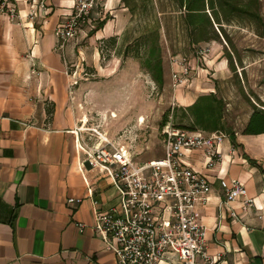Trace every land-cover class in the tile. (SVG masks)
Listing matches in <instances>:
<instances>
[{
  "label": "crops",
  "instance_id": "1",
  "mask_svg": "<svg viewBox=\"0 0 264 264\" xmlns=\"http://www.w3.org/2000/svg\"><path fill=\"white\" fill-rule=\"evenodd\" d=\"M18 3L23 5L19 0L0 3V264H116L115 254L90 227L93 200L108 209L118 191L105 173L83 164L79 147L84 129L75 110L77 85L72 86L68 73L75 71L81 31L63 49L55 34L72 14L75 0H44L46 11L38 6L35 16L25 11L15 21L9 7ZM121 4L122 0H106L109 10ZM121 11L125 17L128 9ZM116 22L108 20L93 36L119 35L115 30H123L125 22ZM226 68L224 62L215 71L224 73ZM224 80L176 96L177 106L187 108L213 92L227 107L223 132L228 136L220 147V162L210 169L203 151L195 150L184 152L183 163L203 173L211 186L209 203L198 212L210 253H226L228 264H264V133L242 134L256 107L264 109V87L252 88L254 99L249 96V111L236 129L228 115L234 103L223 91L230 81ZM239 80V90L246 89ZM231 179L244 184L253 201L244 210V199L226 205L223 184ZM71 197L84 202L70 205ZM231 208L237 219L230 216ZM79 223L89 227L80 232ZM166 261L181 264L172 253Z\"/></svg>",
  "mask_w": 264,
  "mask_h": 264
},
{
  "label": "rangeland",
  "instance_id": "2",
  "mask_svg": "<svg viewBox=\"0 0 264 264\" xmlns=\"http://www.w3.org/2000/svg\"><path fill=\"white\" fill-rule=\"evenodd\" d=\"M19 1L23 5L18 3L17 7L13 4L9 7L15 11V21L21 20L20 16L25 11L35 16L38 6L44 3V0ZM95 1L94 20L81 27L80 40L75 48V66L72 68L77 70V75H81L75 89L74 103L85 141L90 145L99 144L105 139L118 143L141 163L164 158L163 129L166 125L161 127V122L165 113L171 111L172 116L174 109L179 108L177 118L170 117L169 123L177 126L191 124L181 119L182 107L177 106L176 96L207 83L223 84L224 78L230 82L223 91L234 103L231 114L228 113L232 118L230 122L240 129L249 111L248 100L252 103L249 98L253 97L252 88L256 85L264 87V38L259 35L255 25L246 20L235 21L225 25L228 36L221 35L219 41L190 47L182 30L181 12L173 9L170 0H154L155 11L152 14L142 15L138 11L137 16H132L128 10L125 17L120 15L121 10L125 9L123 4L109 10L106 0ZM261 11L264 16V0H261ZM106 16L110 20L125 22L123 30H115L119 35L100 33L98 38L87 35L95 22ZM157 24L165 62V83L162 87L144 69L142 62L123 54L129 42L154 29ZM109 29L110 25L103 32ZM100 47L103 49L102 55ZM97 50L100 53L98 56ZM228 55L234 59L235 73L230 69ZM224 62L227 64L225 72L215 71ZM184 64L189 68L186 76L182 74ZM174 75H180L184 81L174 85ZM237 78L246 88L242 90H247V93L239 90Z\"/></svg>",
  "mask_w": 264,
  "mask_h": 264
},
{
  "label": "built area",
  "instance_id": "3",
  "mask_svg": "<svg viewBox=\"0 0 264 264\" xmlns=\"http://www.w3.org/2000/svg\"><path fill=\"white\" fill-rule=\"evenodd\" d=\"M95 3V0H75L72 14L55 30L61 49L78 36L83 24L92 23ZM40 8L47 10L43 2ZM14 12L10 10L12 18ZM183 67L182 74L186 76L189 68L185 64ZM77 74V70L68 73L73 87L81 79ZM173 77L174 85L184 81L180 75ZM163 134L164 158L144 163L107 139L96 145L82 142L79 147L83 164L105 173L118 191L114 205L108 209L102 210L93 200L94 223L90 227L115 254L116 264H170L166 261L168 253L174 254L181 264H228L226 253H210L206 227L198 214L209 203V180L183 163L185 151L201 150L206 166L215 167L222 159L220 147L228 135L223 131L209 134L199 129L177 128L169 122ZM223 185L226 205L244 199V210L253 202L248 198L247 187L238 179ZM83 202L84 199L76 197L68 200L70 205ZM230 216L238 218L235 209H230ZM78 227L84 232L89 226L79 223Z\"/></svg>",
  "mask_w": 264,
  "mask_h": 264
},
{
  "label": "trees",
  "instance_id": "4",
  "mask_svg": "<svg viewBox=\"0 0 264 264\" xmlns=\"http://www.w3.org/2000/svg\"><path fill=\"white\" fill-rule=\"evenodd\" d=\"M3 0H0L2 3ZM173 9L181 12L180 20L182 30L186 34L187 44L190 47L198 46L209 41H219L220 36H228L225 25L239 20H246L257 27L259 35L264 38V16L261 11V0H170ZM125 9H128L132 16H137L138 11L144 15L154 13V0H122ZM110 17L99 18L95 27L89 31L90 35L97 34V31L104 28ZM104 43V41H102ZM102 55L103 49L100 47ZM125 57H133L142 62L144 69L151 74L156 83L162 87L165 83V65L163 61V49L160 46V30L157 27L145 32L126 46ZM230 69L236 72L234 59L227 57ZM181 109V119L187 120L190 126L175 125V127L190 130L200 129L204 132L224 131L223 120L226 115V103L218 94L210 93L202 95L187 108ZM179 108L165 113L161 127L167 125L170 117L177 118ZM264 133V109L256 107L248 124L242 130L244 135ZM244 157L252 165L257 163L247 154Z\"/></svg>",
  "mask_w": 264,
  "mask_h": 264
}]
</instances>
